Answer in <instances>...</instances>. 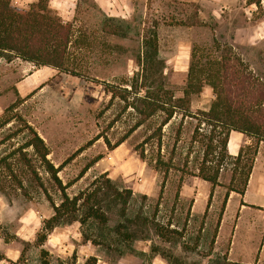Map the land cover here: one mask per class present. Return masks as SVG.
Wrapping results in <instances>:
<instances>
[{"label": "rangeland", "instance_id": "rangeland-1", "mask_svg": "<svg viewBox=\"0 0 264 264\" xmlns=\"http://www.w3.org/2000/svg\"><path fill=\"white\" fill-rule=\"evenodd\" d=\"M35 1L24 7L13 3L28 8ZM258 5L249 0H50L51 8L73 24L69 63L79 73L14 56L0 60V246L5 250L0 264H94L92 257L96 264H222L224 252H211V242L224 198H212L208 206L212 185L196 175L210 133L198 111L210 107L211 87L193 95L192 116L178 111L163 126L165 114L159 112L136 126L140 116L128 104L133 95L114 97L107 85L131 89L130 83L136 84L148 33L157 35L166 84L176 96L183 95L192 48L200 55L217 54L215 39L233 45L264 79V0ZM28 126L48 145L47 157L59 168L71 198L90 193L107 175L133 191L127 214L112 205L107 224L64 219L40 244L38 233L63 193L27 145ZM159 158L172 165L162 196L166 167L156 168ZM233 161L225 160L214 193L227 192ZM154 223L169 227L166 236Z\"/></svg>", "mask_w": 264, "mask_h": 264}, {"label": "trees", "instance_id": "trees-1", "mask_svg": "<svg viewBox=\"0 0 264 264\" xmlns=\"http://www.w3.org/2000/svg\"><path fill=\"white\" fill-rule=\"evenodd\" d=\"M249 2L261 5V0H249ZM197 23L198 21L192 24ZM73 32V24L65 21L51 8L50 0H37L28 8L18 7L13 0H0V57L7 60H11L13 56L19 57L37 66H48L58 72L78 74L79 71L69 63ZM144 45L145 54L140 61L142 72L138 74L136 84L132 81L131 89L111 83L107 85V91L114 97L128 100L130 95H133L128 104L140 116L136 126L159 112L165 114L163 126L178 111L186 116H192V97L201 93L206 85L211 87L214 95L209 109L198 111V115L201 116L199 120L209 127L210 132L204 161L199 173L196 174L212 185L208 206L212 202L214 187L220 185L219 178L225 160L231 158L234 161L215 238L211 242L212 252L228 195L231 191L245 193L259 145L264 141V79L251 69L243 57L235 51L233 45L223 44L215 39L217 54L200 55L196 48H192L183 95L176 96L166 84L165 66L158 56L156 33H148ZM28 129L31 137L27 145L35 148V152L47 165L48 171L53 173L63 193L62 202L54 205V214L44 221L43 230L38 233L40 244L47 240L49 233L64 219L70 223L79 220L81 224L94 219L101 224H107V212L112 205L119 206L122 216L127 214L133 191L129 188H121L107 175L100 177L97 186L90 193H81L71 198L66 193V186L57 175L59 168H56L47 157L51 151L45 140L33 127L28 126ZM233 130L251 139L250 143H244L240 147L235 156L228 151L229 136ZM121 142L119 141L115 146ZM143 152L142 156H144ZM162 166L166 168L160 196L163 195L169 168L172 165L159 158L156 161V168H163ZM241 175L242 180L237 182V177ZM80 209H83L82 214L77 213ZM154 224L157 226L158 234L166 236L165 231H168L169 227H165L166 230L163 226ZM171 232L178 231L171 230ZM123 234L128 238L131 236L128 231ZM85 239L91 240L90 237ZM3 258L4 255H0V261ZM221 259L222 264H245L229 261L227 253H224ZM90 260L94 264L97 263L96 257Z\"/></svg>", "mask_w": 264, "mask_h": 264}, {"label": "crops", "instance_id": "crops-1", "mask_svg": "<svg viewBox=\"0 0 264 264\" xmlns=\"http://www.w3.org/2000/svg\"><path fill=\"white\" fill-rule=\"evenodd\" d=\"M29 1L16 0V4L24 7ZM60 6L56 9L59 10L62 7ZM261 23L260 28L263 26V21ZM2 58L0 57V60ZM250 142L251 139L245 134L233 130L229 136L228 151L235 156L244 143ZM226 193L216 190L213 200L225 198ZM234 204L235 208L232 210ZM0 250L4 248L0 246ZM214 251L227 253L228 260L232 262L264 264V141L259 145L245 193L231 191L228 195L218 227Z\"/></svg>", "mask_w": 264, "mask_h": 264}, {"label": "bare ground", "instance_id": "bare-ground-1", "mask_svg": "<svg viewBox=\"0 0 264 264\" xmlns=\"http://www.w3.org/2000/svg\"><path fill=\"white\" fill-rule=\"evenodd\" d=\"M231 149H232V143H230Z\"/></svg>", "mask_w": 264, "mask_h": 264}]
</instances>
